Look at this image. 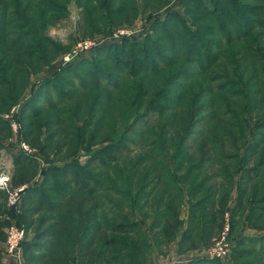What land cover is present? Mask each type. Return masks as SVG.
<instances>
[{
    "label": "rangeland",
    "instance_id": "rangeland-1",
    "mask_svg": "<svg viewBox=\"0 0 264 264\" xmlns=\"http://www.w3.org/2000/svg\"><path fill=\"white\" fill-rule=\"evenodd\" d=\"M165 1L64 0L54 21H48L47 11L39 15L43 6H37V12L29 0L22 3L24 19L33 29L30 39L34 43L40 37V48L34 53L31 40L23 39L20 47L29 46L25 47L29 55L33 52L26 57L0 43V113L18 111L23 139L35 157L20 153L28 160L15 163L19 154L6 121L0 125V138H6L0 161L1 150L14 152L11 185L41 189L18 207L29 249L22 247L17 255L5 249V230L15 211L6 206L0 192L2 254L22 264H185L201 258L222 264H264V79L260 81L249 67L259 66L255 73L264 78V32L252 33L256 32L257 46L247 37L232 38L207 71H201L207 63L199 66L198 60L184 56L147 76L126 77L108 65L109 84H121L116 89L105 83L78 89L67 69L57 73L88 53L92 56L96 47L127 36L121 31L139 40L153 35L149 26L155 17L183 10L184 0H171L156 9ZM132 4L134 11L127 13ZM25 5L30 6L26 11ZM97 5L106 19L87 26L86 9ZM6 15L0 10V33H10L8 38L14 39L22 29L7 27L14 19ZM86 39L94 41L92 48L73 55L75 43ZM68 54L73 56L66 60ZM14 56L18 63H12ZM56 74L42 86L44 79ZM217 76L239 83V89L225 80L213 82ZM164 85L176 96L177 107L150 124L148 119L132 123L133 115L146 111ZM127 125H131L128 132ZM119 134L140 147L106 160L105 167L98 165L92 154L108 142L116 145ZM124 144L118 146L122 151L129 145ZM72 162L86 167L96 193L76 196L71 177L59 172L53 178L44 176L50 166L64 168ZM63 172L69 175L76 169ZM55 184L62 187L58 192H68V200L66 195L55 198L58 192L51 189ZM118 225L127 231H119ZM257 236L261 238H244ZM218 242L227 244L223 256L211 254ZM235 251L241 254L234 256Z\"/></svg>",
    "mask_w": 264,
    "mask_h": 264
},
{
    "label": "trees",
    "instance_id": "trees-1",
    "mask_svg": "<svg viewBox=\"0 0 264 264\" xmlns=\"http://www.w3.org/2000/svg\"><path fill=\"white\" fill-rule=\"evenodd\" d=\"M24 1L26 0H0V10L2 11L3 15L7 14V17L14 19V24L10 22L12 24L9 23L6 26H13V28L15 27L22 29L20 32H18L17 35H15L16 38L14 39L8 38V35H11L10 33H0V43H7V45H9L10 47L16 48L19 51L17 52L18 54L20 53L26 57H29L31 54H33V52H30L29 55V53H25V45H22L20 47L21 41L23 39L28 38L29 40H31V32H33L31 26L28 25V21H25L24 18L26 17L23 16V12L20 9ZM29 1L30 5L37 12H40V9L38 7L43 6L42 11L39 14L40 16L41 13L45 11L50 13L47 17L48 21H54L56 19L55 15L57 13L60 14V11L64 9V0ZM106 1L108 0H104V2ZM113 1L114 0H109V3ZM128 1L129 0H125L126 3H128ZM170 1L171 0H166L163 5L159 6L156 9H163L166 5L169 4ZM251 1L255 2V4L243 3L239 2V0H184L182 11L176 9L168 10L161 17L158 16L154 18L149 26V30L154 31L153 35L147 34L142 40L132 39L129 36H122L115 41L96 47L93 51L94 54L92 56L88 53V55H84L78 60L71 62L69 65L60 68L57 73H64L67 69V71H69L67 73L70 74L71 79L73 80V84L74 82H77L76 87L78 89L95 87L102 85L103 83H105L106 87L109 89H116L120 87L121 84H118L117 82L116 84H113V86L109 84V67L113 68L114 71L118 70L124 76L126 74V77L137 76L139 75V73H144L143 76H147V74H155L160 70L175 64L176 59L182 58V56H184L188 60L191 58H195L196 60H198L197 63L199 64V66L200 64L203 65L207 63L206 66L201 70L207 71L212 67L214 63L216 64V61L218 60L217 56L222 53L221 51L224 48V44L230 43V40L232 38L238 40L239 38L247 37L249 44L255 46L258 45V42L256 40L257 35H254L256 32L254 34L252 33L256 31L255 29H258L260 33L264 32V0ZM87 4H89V2ZM23 7L25 11L28 9L27 7L30 8L29 5H25ZM100 8L102 7L100 5H97L96 8L91 6L90 8L86 9V12L89 14V17L86 16V21L88 23L87 26H89L90 23H94L95 21L103 20L104 18L106 19V17L103 16L102 13L98 12V9ZM124 9L125 8L123 7L122 10ZM134 9L135 6L132 4L130 9L127 10V13H129V11L133 12ZM122 10L121 13L123 12ZM37 18L39 17L37 16ZM202 19L205 20V22L199 23L198 21H203ZM0 22L2 23V20H0ZM1 23L0 29L3 30V27H1ZM43 25L44 24H42V27ZM262 35H264V33H262ZM37 40L34 39V43L31 40V44L33 43L32 46H35L34 49L40 48V37L37 38ZM161 42H163V45L159 44ZM26 48H29V46H27ZM36 49L34 50V53ZM259 49L261 50V48H257L258 51H260ZM214 50L217 52V54H214L212 52ZM161 51L169 55L171 54V56H164ZM45 56V54L42 55L44 59L46 58ZM239 59L240 58H238V61ZM13 61L18 63V57L14 56V60H12V63ZM108 65L110 66L108 67ZM249 67L252 68L253 74H255V76L259 78L260 81L264 79L260 77L259 74L255 73L256 71L260 70L259 66L255 67L253 65ZM82 71L85 72L83 74H80L82 73ZM229 73L232 76H235L234 74H232V72L229 71ZM57 75L58 74L44 79V84L41 85L45 86L51 79H53ZM220 80L224 81L225 79H222L221 76H217L214 77L213 82H217ZM224 82H229V85L231 84L235 89H239V83L237 84V82L229 81V79L227 81L225 80ZM221 85L222 84H218V87H221ZM180 90L181 89L178 87V89L176 90L177 93ZM41 91L42 90H40L39 92L40 94L43 93V91L42 93ZM235 91L239 92L238 90ZM51 92L52 90L48 93ZM151 98L152 99L149 100L150 104L148 105V109L146 111L142 112L141 114H132L134 117V121L132 123L136 122V120L139 121L142 119H148L147 123L150 124L162 117L167 112H170L172 109L176 108L178 105L176 96H172L165 85L162 90L156 91L155 96ZM6 124L7 122L5 120H2V118L0 117V125ZM129 127L127 125V132L129 130ZM23 131L24 129L22 126V133L24 134ZM122 136L123 134H119L117 136L118 138L115 141L116 145H111L113 143L112 141L108 142L107 145L100 148L97 152L93 153L91 156L92 159L94 158L97 161L98 165H102L103 167H105L104 162L106 160L112 161L114 160V157L122 155L123 153H127L133 148L136 149L140 147L135 146V144L130 141H126V138L121 139ZM3 139L6 138H0V147L3 146ZM124 143H127V145H129L127 149L122 151V149H120L118 146H122ZM254 151L256 152V149H254ZM18 154L19 155L15 158V163L18 162V159L19 161L22 159L28 160L26 156H23L20 153ZM65 168H74L76 169V172H72L69 175L68 173L65 174L63 172V169ZM58 172L65 178L71 177V180H75L74 183L71 182L70 186L73 187L71 192H74V195L76 196L83 194L93 195L98 190L97 186H94L91 177L86 170V167L80 165L77 162H72L66 165L64 168L50 166L45 170L44 176L51 175V177L53 178L58 174ZM40 187H25L21 201L27 199L29 195H32L33 191L39 193L41 189ZM61 188L62 187L60 186V184H58V186L55 184L53 185V187H51L54 192L60 191ZM67 193L68 192L66 190L61 193L58 192L55 198H63L66 195L65 200H68ZM18 222L24 226L20 218H18ZM3 225L4 222L0 219V229ZM116 228L119 231H127L126 226L124 225H118L116 226ZM258 237L259 236L244 238L252 241ZM262 239H264V237ZM242 240L243 238L237 242L236 247L242 242ZM26 242L27 241H23L22 243L24 251H26V249H29V243L26 244ZM240 254L241 252L237 254V252L235 251L234 256ZM1 256L2 249H0V257ZM221 262H218V260L216 261L215 259L201 258L188 261L185 264H222Z\"/></svg>",
    "mask_w": 264,
    "mask_h": 264
},
{
    "label": "built area",
    "instance_id": "built-area-1",
    "mask_svg": "<svg viewBox=\"0 0 264 264\" xmlns=\"http://www.w3.org/2000/svg\"><path fill=\"white\" fill-rule=\"evenodd\" d=\"M121 33H127L130 36L129 31H121ZM93 40H81L77 41L73 47L72 53L76 55L78 53H85L92 48ZM72 54H68L65 59L69 60ZM70 57V58H69ZM18 112V111H17ZM14 109L9 114L0 113V117L8 122L13 138L15 139L16 153H22L26 156L35 157V150L23 139L22 127L18 120V113ZM15 151V150H14ZM3 157L0 161V192L5 195L6 206L10 209H14L15 219L11 220L5 230V249L8 253L19 254L22 248V243L26 237L25 227L18 222L19 213L18 207L22 200V195L26 185L19 186L11 185V162L12 153H7L5 150H1ZM227 244L218 242L217 246L212 250L211 254L215 256H223L226 254Z\"/></svg>",
    "mask_w": 264,
    "mask_h": 264
},
{
    "label": "crops",
    "instance_id": "crops-1",
    "mask_svg": "<svg viewBox=\"0 0 264 264\" xmlns=\"http://www.w3.org/2000/svg\"><path fill=\"white\" fill-rule=\"evenodd\" d=\"M176 9V8H175ZM177 10V9H176ZM0 249H3V243L1 242L0 243ZM2 256H3V258H2V262L4 263V264H22V262H21V260H19V259H17V258H15L14 256H12V255H9V254H2ZM185 261H187V260H185ZM184 261V262H185ZM183 262V263H184Z\"/></svg>",
    "mask_w": 264,
    "mask_h": 264
},
{
    "label": "water",
    "instance_id": "water-1",
    "mask_svg": "<svg viewBox=\"0 0 264 264\" xmlns=\"http://www.w3.org/2000/svg\"><path fill=\"white\" fill-rule=\"evenodd\" d=\"M43 173V172H42Z\"/></svg>",
    "mask_w": 264,
    "mask_h": 264
}]
</instances>
